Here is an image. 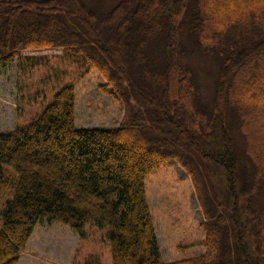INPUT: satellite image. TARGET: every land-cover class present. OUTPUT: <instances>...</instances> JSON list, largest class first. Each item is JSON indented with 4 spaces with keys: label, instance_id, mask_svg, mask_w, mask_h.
Instances as JSON below:
<instances>
[{
    "label": "trees",
    "instance_id": "1",
    "mask_svg": "<svg viewBox=\"0 0 264 264\" xmlns=\"http://www.w3.org/2000/svg\"><path fill=\"white\" fill-rule=\"evenodd\" d=\"M108 2L0 0V69L61 49L123 105L116 128L78 129L65 84L27 126L0 133V197L12 193L0 264L52 222L79 238L103 230L112 264H264V0ZM198 56L217 64L209 105L187 66ZM172 161L191 180L204 251L164 262L144 183Z\"/></svg>",
    "mask_w": 264,
    "mask_h": 264
},
{
    "label": "rangeland",
    "instance_id": "2",
    "mask_svg": "<svg viewBox=\"0 0 264 264\" xmlns=\"http://www.w3.org/2000/svg\"><path fill=\"white\" fill-rule=\"evenodd\" d=\"M116 1L109 0L107 4ZM22 55L32 59L31 68L19 71L14 63L0 69V133H13L18 127L27 126L52 103L65 84L73 86L76 128L109 129L120 124L123 105L113 102L111 89L99 74L83 75L78 64L65 58L61 49L27 50ZM187 66L197 82L201 101L211 104L216 62L198 56ZM144 186L163 261L174 262L202 254L204 234L199 224L203 216L185 170L172 161L149 174ZM11 196L9 193L0 197V208ZM262 220L263 226L264 216ZM85 231V236L79 238L61 223L38 224L16 264H112L104 231L90 225Z\"/></svg>",
    "mask_w": 264,
    "mask_h": 264
}]
</instances>
